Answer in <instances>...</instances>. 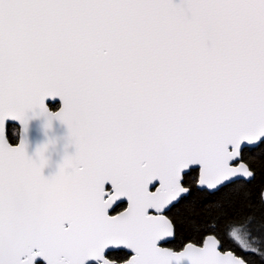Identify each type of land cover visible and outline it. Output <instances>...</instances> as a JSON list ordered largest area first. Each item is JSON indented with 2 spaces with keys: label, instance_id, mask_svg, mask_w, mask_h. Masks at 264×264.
I'll list each match as a JSON object with an SVG mask.
<instances>
[{
  "label": "snow or ice",
  "instance_id": "snow-or-ice-1",
  "mask_svg": "<svg viewBox=\"0 0 264 264\" xmlns=\"http://www.w3.org/2000/svg\"><path fill=\"white\" fill-rule=\"evenodd\" d=\"M29 113L75 149L47 178L50 144L6 136ZM242 145H264V0H0V264H264Z\"/></svg>",
  "mask_w": 264,
  "mask_h": 264
},
{
  "label": "water",
  "instance_id": "water-1",
  "mask_svg": "<svg viewBox=\"0 0 264 264\" xmlns=\"http://www.w3.org/2000/svg\"><path fill=\"white\" fill-rule=\"evenodd\" d=\"M51 104H58L56 109H52L50 107ZM45 105L48 108V110L52 113H55L60 110L62 106V102L59 100V98L53 100V99H46ZM45 118L43 116H40L39 114H33L29 113V120H28V126H27V132H24L23 126L18 121L9 120L6 122V136L8 131L9 125H15L18 128V140L16 143L12 144L10 141V146L16 147L20 143L21 139L25 141L26 144V154L35 159L37 150L40 149L45 144H50L49 150L46 153V158L48 161L47 166L43 169V175L47 178L50 176L55 175L59 170V165L63 162V159L66 155H71L74 153L75 149L69 145L68 141V130L67 126L61 123L60 121H53L52 126L50 129H45ZM246 148H251V146L242 145V151ZM110 188V185H106V189ZM121 203H125L127 207V201L126 200H120L117 201L111 209H109V215H117L120 211H123L124 209L111 214L113 209L118 206ZM171 239V238H170ZM165 242L161 243L164 244ZM123 249V248H120ZM171 249V248H170ZM115 250V249H108L106 250V253L108 251ZM127 252H129L131 255L132 253L127 250L123 249ZM173 250V249H172ZM181 250V249H179ZM178 251V250H177ZM105 253V254H106ZM39 262H42L45 264V262L41 259H37L36 264Z\"/></svg>",
  "mask_w": 264,
  "mask_h": 264
},
{
  "label": "trees",
  "instance_id": "trees-1",
  "mask_svg": "<svg viewBox=\"0 0 264 264\" xmlns=\"http://www.w3.org/2000/svg\"><path fill=\"white\" fill-rule=\"evenodd\" d=\"M57 106L58 104L50 105L52 109H56ZM17 136H18L17 126L9 125L7 131V137H9V141L12 144L17 142ZM244 151H246L244 156L245 160H249L250 157L255 158L254 161L249 160V162H251L253 164V167H255L257 172V177L256 180H254L249 185V188L251 189V195L249 199L245 201L243 204H240L238 206V210L244 213L252 214L255 217L253 223H256L257 221L264 219V206L260 204L258 199L259 188L260 186L264 185V145H261L258 148H246L242 151V153ZM217 195L222 197L225 201H230L234 199V194L231 193L229 190H225L223 193H219ZM196 211H200V206H197ZM212 215L213 218L216 216L215 211H213ZM189 236L190 233L187 230H181L178 228V238L181 240V243L188 241ZM248 237L250 240H252V242L254 240L256 246H259L257 241L260 238L257 231L251 230L250 228ZM224 239H225V246L227 249H232L240 253L239 251L240 249L235 242L231 241L226 235ZM261 242L264 243V241ZM178 249L179 248H176V250ZM246 255L250 260L251 264H260L258 255L255 254H246Z\"/></svg>",
  "mask_w": 264,
  "mask_h": 264
},
{
  "label": "flooded vegetation",
  "instance_id": "flooded-vegetation-1",
  "mask_svg": "<svg viewBox=\"0 0 264 264\" xmlns=\"http://www.w3.org/2000/svg\"><path fill=\"white\" fill-rule=\"evenodd\" d=\"M17 140H18V136H17ZM122 205V206H121ZM126 206L125 203H121L119 204L118 206H116L113 211L111 212V214H114L122 209H124ZM177 233H178V229H177ZM249 239V237H248ZM189 241V240H188ZM188 241H185L183 243H181V240L178 238V234L174 237V238H171L170 241H168L167 243H164L162 244V246H165V247H168V248H171L173 250H176V248H179L181 249L182 248V245H184L185 243H187ZM250 242H252V240L249 239ZM236 243V242H235ZM253 243L255 245V242L253 240ZM237 244V243H236ZM181 245V246H180ZM178 249V250H179ZM228 250H232V249H228ZM240 251V250H239ZM236 254H240L239 252L235 251ZM106 256L108 257H112L113 255L115 256H123L125 258H128L131 254L123 249H115V250H111V251H108L106 254ZM38 264H43L42 262H39Z\"/></svg>",
  "mask_w": 264,
  "mask_h": 264
}]
</instances>
